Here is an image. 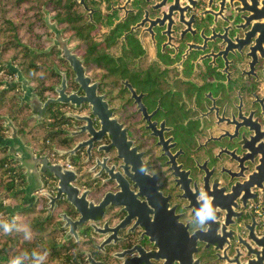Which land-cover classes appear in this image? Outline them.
<instances>
[{
	"label": "flooded vegetation",
	"instance_id": "1",
	"mask_svg": "<svg viewBox=\"0 0 264 264\" xmlns=\"http://www.w3.org/2000/svg\"><path fill=\"white\" fill-rule=\"evenodd\" d=\"M30 1L47 31L35 77L15 69L44 110L33 118L30 108L19 136L37 158L74 172L72 185L89 202L104 200L96 222L104 233L89 222L78 226L79 239L66 240L62 214L80 216L63 196L49 217L44 195L56 197L59 181L39 167L43 189L29 204L22 193L25 209L44 210L56 226L72 262L123 264L129 256L115 255L134 248L130 258L159 248L185 258L183 238L200 229L190 206L201 202L203 185L244 191L228 231L263 238L264 0ZM59 91L71 99L46 106ZM6 126L8 139L17 128ZM16 164L24 190L26 170ZM111 233L114 241L103 245ZM199 250L200 264H223Z\"/></svg>",
	"mask_w": 264,
	"mask_h": 264
},
{
	"label": "trees",
	"instance_id": "2",
	"mask_svg": "<svg viewBox=\"0 0 264 264\" xmlns=\"http://www.w3.org/2000/svg\"><path fill=\"white\" fill-rule=\"evenodd\" d=\"M43 17L36 1L0 0V137H6L9 122L18 129L20 136L27 131L30 119L26 122V118L31 110L29 106L21 105V86L4 87L14 81L16 67L26 76L29 70L30 77H35L38 68L36 49L41 48L39 41L47 31ZM26 53L30 62L25 61ZM23 179L22 170L8 149L0 145V222L11 223L15 218L17 226H26L31 231V239L25 240L22 231L5 234L0 229V264H9L11 259L24 255L28 257L24 264H31L33 252L47 253L43 264H74L56 226L46 220L45 211L24 208Z\"/></svg>",
	"mask_w": 264,
	"mask_h": 264
},
{
	"label": "water",
	"instance_id": "3",
	"mask_svg": "<svg viewBox=\"0 0 264 264\" xmlns=\"http://www.w3.org/2000/svg\"><path fill=\"white\" fill-rule=\"evenodd\" d=\"M57 37L58 39L60 37V33L58 31ZM58 39L55 41L56 44L58 43ZM63 50V57H67L72 61L74 57L70 55V52L66 49ZM14 71L17 72L18 76L15 84L21 85L23 91V96L20 98L21 104L29 105L32 112L34 113L33 118H37L44 110L42 107V102L38 96L34 94V90L29 86L28 80L23 76V74L19 70ZM59 92L60 97L56 100H48L46 106L51 102L64 103L71 99L68 98L66 100L63 91ZM83 129L85 130L86 127L82 128L79 135L84 133L82 132ZM86 144L87 143L80 144V146H78L75 151H78L81 146ZM0 145L2 147L8 148L9 153L12 154L14 161L19 163V167L21 169L26 170L24 175L27 177L28 186L21 191V193L26 194L25 204H29L28 199L35 192L41 191L43 189L41 172L43 174L48 173L59 181V193L56 197L51 194L44 195L49 200V217H51L54 212L56 201L61 199L63 196L66 197V199L74 207L76 213L80 216L79 220L74 221L67 214H62L61 217L63 221L66 222L64 230H68L66 240L69 239L73 234L77 239H79L77 234L78 226H83L89 222L94 224L92 225L93 228L99 233H104V230L96 225L98 218L103 216L102 212L104 200L101 202V204L96 206L94 203L88 201L87 192L80 195V190L74 188L72 185V182L75 178L74 172L65 170L61 165H51L47 156L37 158L33 151L22 141L17 129L15 128L11 138L7 139L0 137ZM201 191L206 192L209 197L213 198V207L217 209L216 220L208 221L205 225L206 230L199 229L192 234L187 233V235L183 238V246L185 249L184 253H186L185 258L177 257L175 256V253H170V258H168L162 253L163 250L161 248H159V252H150L148 255H143L141 249H139L138 256L130 258V256L134 254L135 251H137V248H134L133 250L116 254L115 257L124 259L126 256H129V258L126 259L123 264H147L150 261H161L163 264H200L198 261L194 260L193 255L196 253V251L198 252V246L201 245L202 249H200L199 252L212 251L215 253L214 256L217 258V261L223 264H262L264 259V237H248L246 239L242 236L238 237L233 232L228 231V228L235 225L232 221V213H234V209L240 208V206L235 203V199H241L240 201H242L246 196V193L236 188H233L230 192L226 193L222 191H216V189L213 187L209 188L206 185H203V188L199 190V195ZM108 196L109 195L106 197L108 198ZM198 203L201 204V202ZM198 203L192 202V205L190 206L193 209V225H196L195 211L200 207ZM235 204L236 206H234ZM218 220L221 222H218ZM188 227L189 230L193 229L191 226ZM113 235L114 234L111 233L103 245L107 243L110 244L112 241H114ZM93 264L101 263L93 262Z\"/></svg>",
	"mask_w": 264,
	"mask_h": 264
},
{
	"label": "clouds",
	"instance_id": "4",
	"mask_svg": "<svg viewBox=\"0 0 264 264\" xmlns=\"http://www.w3.org/2000/svg\"><path fill=\"white\" fill-rule=\"evenodd\" d=\"M141 171H145L144 167L141 166ZM212 197H209L206 192L201 191L199 195V200L201 201L200 207L195 211V223L201 230H206L205 225L208 221L216 220V211L212 204ZM0 229L3 230L5 234H10L13 230L18 232H24V239H31V231L26 226H17L15 223V218L11 223L8 222H0ZM47 253H36L33 252L31 257V264H43V261L46 259ZM28 259L26 255L18 256L9 261V264H24V260Z\"/></svg>",
	"mask_w": 264,
	"mask_h": 264
},
{
	"label": "rangeland",
	"instance_id": "5",
	"mask_svg": "<svg viewBox=\"0 0 264 264\" xmlns=\"http://www.w3.org/2000/svg\"><path fill=\"white\" fill-rule=\"evenodd\" d=\"M13 9H14V10H18V9H15V8H13ZM13 14H15V13H13ZM13 14H12V15H13ZM12 15H11V16H12ZM51 16H52V15H51ZM45 17H46V15H45ZM48 18H49V19L51 18L50 15L48 16ZM14 70H16V69L14 68ZM15 82H16V79H14V81H13L12 83L8 84V85H7L6 87H4V88H8V89H9V88H12L14 85H16ZM19 97H22V95H20Z\"/></svg>",
	"mask_w": 264,
	"mask_h": 264
}]
</instances>
